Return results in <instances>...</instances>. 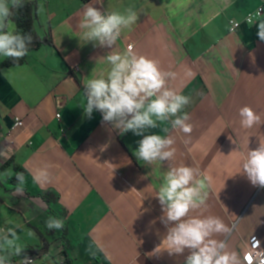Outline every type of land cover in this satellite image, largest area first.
I'll return each instance as SVG.
<instances>
[{"label":"crops","instance_id":"0c3cea01","mask_svg":"<svg viewBox=\"0 0 264 264\" xmlns=\"http://www.w3.org/2000/svg\"><path fill=\"white\" fill-rule=\"evenodd\" d=\"M28 1L44 44L21 65L5 67L0 57V230L17 234L9 243L0 233V252L23 246L20 258L36 256L35 264H184L187 249L154 252L167 231L156 194L169 162L137 160L142 136L121 135L99 111L88 118L82 108L84 81L107 71L104 56L130 44L176 73L168 86L191 97L184 111L193 131L171 132L172 164L199 166L212 178L204 215L232 228L228 248L242 260L256 241L264 251V188L241 172L248 149L264 142V124L244 129L238 116L247 105L264 118V42L257 25L245 23L264 0ZM90 3L137 12L113 49L80 39L78 21ZM231 20L241 22L234 31ZM45 165L49 180L34 182V170ZM18 172L26 177L22 195L15 191ZM49 216L62 219L63 229H47Z\"/></svg>","mask_w":264,"mask_h":264},{"label":"clouds","instance_id":"9594fccd","mask_svg":"<svg viewBox=\"0 0 264 264\" xmlns=\"http://www.w3.org/2000/svg\"><path fill=\"white\" fill-rule=\"evenodd\" d=\"M94 3L102 5L103 0H94ZM25 5L26 0H0V57L12 58L14 62L25 58L33 43L32 34H22L13 21L17 11ZM40 11H43L42 7ZM261 17L264 16L258 9L246 22L257 25V36L264 42V19ZM137 20L138 14L132 7L123 12L101 11L90 3L84 5L77 26L84 42L113 49L124 30H131ZM103 59L108 65L107 71L84 81V114L91 118L93 110H97L103 121L118 129L121 135L131 131L142 136L134 151L137 160L147 165L169 162L156 194L162 210L159 219L167 231L154 252L166 250L169 255H182L187 249L189 254L184 264H252L249 256L245 255L242 260L236 251L229 250L226 238L232 228L218 216L204 215L212 178L199 166L172 164L176 140L171 132L190 136L193 131L189 122L191 117L184 111L191 103V97L168 86L169 79H175L176 73L162 70L157 60L138 54L131 46L123 53L112 50ZM238 116L244 129L264 124V118L247 105L238 110ZM168 123L170 128L162 127ZM155 128H160L163 134H146ZM48 169V165L35 169L33 181L47 182L50 178ZM241 169L253 186L264 188V142L254 150L248 149ZM15 178V191L22 195L25 174L18 172ZM45 226L49 230H61L64 221L49 216ZM0 233L9 243L10 238L17 235L13 228L0 230ZM256 246L259 247V241ZM24 251L25 247L13 245L11 252H0V264H12V257L19 258L18 264H34L26 255L20 258ZM260 264H264V260Z\"/></svg>","mask_w":264,"mask_h":264},{"label":"trees","instance_id":"16d2710c","mask_svg":"<svg viewBox=\"0 0 264 264\" xmlns=\"http://www.w3.org/2000/svg\"><path fill=\"white\" fill-rule=\"evenodd\" d=\"M13 21L16 25L18 31H21L22 34L31 33L33 36V43L30 45V49L37 48L40 45L44 44L40 40L34 29V7L31 1L26 0V5L17 11L16 15L13 17ZM25 58L21 59L18 62H14L12 58H7L3 65L5 67L21 65L25 62ZM79 81V80H78ZM64 264H72L67 258L64 261Z\"/></svg>","mask_w":264,"mask_h":264},{"label":"built area","instance_id":"2783aa9c","mask_svg":"<svg viewBox=\"0 0 264 264\" xmlns=\"http://www.w3.org/2000/svg\"><path fill=\"white\" fill-rule=\"evenodd\" d=\"M258 9H261V15L263 16L264 15V5H261L260 7L257 8V10ZM257 10H255L252 13H249L245 17V23H247L246 22L247 18L250 15L255 14V12ZM230 24H231V31H234L241 25V22L231 20ZM129 46H131L133 48V44L128 45V48H129ZM58 116H60V115H58ZM16 126H23V121L21 119L17 118L16 119ZM247 256L250 257L252 264H260V261L264 260V251L260 247L254 246V247L248 248ZM28 257L34 261V264L36 263V256H28ZM12 264H18V262L12 261Z\"/></svg>","mask_w":264,"mask_h":264}]
</instances>
